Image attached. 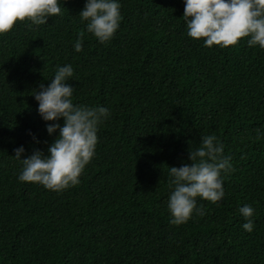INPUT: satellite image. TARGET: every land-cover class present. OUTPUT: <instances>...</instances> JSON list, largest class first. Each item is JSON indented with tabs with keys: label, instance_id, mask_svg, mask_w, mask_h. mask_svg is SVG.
I'll return each mask as SVG.
<instances>
[{
	"label": "trees",
	"instance_id": "1",
	"mask_svg": "<svg viewBox=\"0 0 264 264\" xmlns=\"http://www.w3.org/2000/svg\"><path fill=\"white\" fill-rule=\"evenodd\" d=\"M120 4L106 43L79 17L85 0H61L46 24L17 21L0 34V264H264V49L247 37L225 48L189 37L184 0ZM64 64L73 103L111 115L80 183L56 192L19 181L13 150L47 154L58 130L48 134L54 121L33 93ZM205 135L231 157L225 196L197 197L204 215L170 224L169 167L190 164ZM243 204L255 209L252 232Z\"/></svg>",
	"mask_w": 264,
	"mask_h": 264
},
{
	"label": "clouds",
	"instance_id": "2",
	"mask_svg": "<svg viewBox=\"0 0 264 264\" xmlns=\"http://www.w3.org/2000/svg\"><path fill=\"white\" fill-rule=\"evenodd\" d=\"M61 0H0V34L12 30L17 21L28 20L32 25L46 24L49 16L61 14ZM120 0H85L79 12L86 30L98 42L110 41L119 28ZM183 18L187 35L202 39L207 47L235 46L247 37L250 47L264 49V0H184ZM76 52L82 51L83 38L73 44ZM71 64L57 66L51 82L39 85L33 95L38 102L37 111L46 124L49 135L57 132L48 145L47 154L37 149L26 158L23 145L13 151L22 162L18 175L21 182H32L52 191H62L80 183V176L95 155L98 128L111 113L106 106L95 107L73 103L74 87L68 83L73 77ZM63 118V124L59 123ZM39 143L35 134L29 131ZM258 136L261 135L257 130ZM190 164L169 167L171 188L167 207L169 223H186L193 214L204 215L197 207V197L213 204L225 196L224 174L234 171L231 157L224 154V145L215 135L201 137L200 146L190 150ZM245 222L241 225L248 232L254 229L255 209L243 204L238 209Z\"/></svg>",
	"mask_w": 264,
	"mask_h": 264
}]
</instances>
